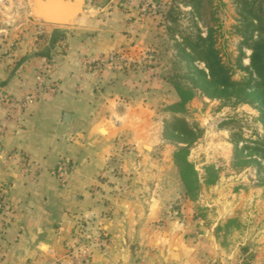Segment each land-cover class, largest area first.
Wrapping results in <instances>:
<instances>
[{
    "label": "crops",
    "instance_id": "0c3cea01",
    "mask_svg": "<svg viewBox=\"0 0 264 264\" xmlns=\"http://www.w3.org/2000/svg\"><path fill=\"white\" fill-rule=\"evenodd\" d=\"M23 21L0 25V53L7 52L0 54V94L27 93L46 61L54 66L46 82L57 89L40 92L7 122L0 140V264H68L65 242L81 219L100 212L105 242L90 250L87 264H204L212 244L171 217L169 164L157 161L152 134L142 131L159 96L157 81L135 66L123 78L120 72L96 83L98 64L82 62L131 47L134 39L112 22L103 29H62ZM3 110L0 105V118ZM122 143L132 149L130 158L120 152ZM13 150L39 163L32 180L18 172ZM51 170L67 176L61 180Z\"/></svg>",
    "mask_w": 264,
    "mask_h": 264
},
{
    "label": "rangeland",
    "instance_id": "374dc122",
    "mask_svg": "<svg viewBox=\"0 0 264 264\" xmlns=\"http://www.w3.org/2000/svg\"><path fill=\"white\" fill-rule=\"evenodd\" d=\"M87 1L96 9L98 25L93 29L106 28L112 22L118 25L117 32L134 39L131 47L128 44L89 56L102 59L96 64L95 73L100 77L96 83L101 80L102 84L104 77L117 79L120 72L123 78L127 68L136 66L149 69L148 81L156 80L159 88L165 78H175V73L182 74L188 67L183 53L184 48L188 51L184 37L193 40L199 32L206 35L199 15L203 4H198V0ZM206 1L216 16L211 41L221 61L233 80L247 77L250 69L245 68L249 67L251 49L240 44L242 34L237 28L242 0ZM261 1L264 7V0ZM30 4V0H0V25L7 22L17 25L26 18L32 20ZM128 10L130 14L125 17ZM0 54L7 52L3 50ZM194 64L206 70L203 62L197 60ZM178 80L189 85L185 76L180 75ZM174 88L169 92L168 102L183 107L184 111L176 115L194 132L187 139L192 140L184 159L192 166L189 181L176 174L174 153L186 143L178 142L171 131L165 133V123L172 113L159 107L163 104L161 99L154 102L153 111L146 112L143 118L148 119V125L142 129L152 134L148 140L156 147L153 152L158 155L157 161L170 167L166 178L174 200L170 202L172 207L168 203L167 210L182 227H188L195 239L211 242L213 252L204 253V264H264L262 109L255 99L245 102L230 96L209 98L197 90L191 94ZM123 143L120 152L130 158L132 149ZM145 146L150 149L149 144ZM86 219L88 227L94 222L100 224L102 214Z\"/></svg>",
    "mask_w": 264,
    "mask_h": 264
},
{
    "label": "trees",
    "instance_id": "16d2710c",
    "mask_svg": "<svg viewBox=\"0 0 264 264\" xmlns=\"http://www.w3.org/2000/svg\"><path fill=\"white\" fill-rule=\"evenodd\" d=\"M202 5V12L199 13L203 27L206 29V35L202 36L200 32L196 34L195 39L186 40L187 49L184 48V55L188 67L182 74H176L175 78H165L164 84L159 87V96L152 100V107L157 100L162 101L163 108L172 113V118L167 120L165 133L171 131L175 134L173 137L178 142L186 143L179 147L174 153L173 164L176 166V174L184 181H189V175L192 170L190 163L185 161L189 136L194 132L187 126L178 112H183V107L179 103L168 102L169 92L174 87L181 92L193 94L195 90L204 93L209 98H222L230 96L240 99L239 101L248 102L249 98L256 100L264 114V7L261 0H242L240 10V25L237 27L242 34L240 44L249 46L251 53L249 55V70L247 77L240 80H233L229 69L221 61L217 50L211 41V31L213 22L216 20L215 13L210 10L206 0H198ZM204 63L206 70L199 68L194 61ZM124 70V69H123ZM125 72V71H124ZM185 76L189 85L183 84L178 80ZM176 90V89H175ZM194 90V91H193ZM167 105V106H166Z\"/></svg>",
    "mask_w": 264,
    "mask_h": 264
},
{
    "label": "built area",
    "instance_id": "2783aa9c",
    "mask_svg": "<svg viewBox=\"0 0 264 264\" xmlns=\"http://www.w3.org/2000/svg\"><path fill=\"white\" fill-rule=\"evenodd\" d=\"M6 52V51H4ZM111 58V57H110ZM82 62L85 65L102 62L98 57H84ZM53 63L44 62L38 69L35 75L34 87L27 93L21 96H14L8 93L2 92L0 94V105L4 109L3 116L0 118V140L3 136L4 129L9 120H15L22 114L23 110L31 104L38 94L42 91L48 94H54L57 89L56 82H46V78L53 68ZM11 157L16 158L15 165L17 166L20 175L27 180H32L40 165L37 162L31 161L25 153L18 151H11ZM114 169H111L113 172ZM51 174L59 177L61 180L65 179L67 172L65 170L58 172L57 170H51ZM172 207V204H169ZM2 208V201L0 198V209ZM87 219H81L77 223L76 232L72 233L71 239L65 242V255L68 258V264H87L90 259V250L94 247L102 246L105 242L104 234L102 231L101 223L94 222L93 225H86Z\"/></svg>",
    "mask_w": 264,
    "mask_h": 264
},
{
    "label": "water",
    "instance_id": "95a60500",
    "mask_svg": "<svg viewBox=\"0 0 264 264\" xmlns=\"http://www.w3.org/2000/svg\"><path fill=\"white\" fill-rule=\"evenodd\" d=\"M33 20L57 26H97L96 9L87 0H30ZM64 116H69L65 112ZM65 120V119H64ZM146 149L149 147L144 146Z\"/></svg>",
    "mask_w": 264,
    "mask_h": 264
},
{
    "label": "bare ground",
    "instance_id": "6f19581e",
    "mask_svg": "<svg viewBox=\"0 0 264 264\" xmlns=\"http://www.w3.org/2000/svg\"><path fill=\"white\" fill-rule=\"evenodd\" d=\"M148 147V146H147Z\"/></svg>",
    "mask_w": 264,
    "mask_h": 264
}]
</instances>
